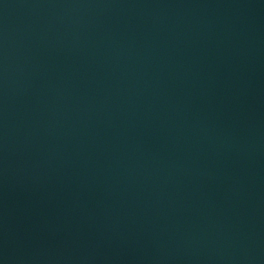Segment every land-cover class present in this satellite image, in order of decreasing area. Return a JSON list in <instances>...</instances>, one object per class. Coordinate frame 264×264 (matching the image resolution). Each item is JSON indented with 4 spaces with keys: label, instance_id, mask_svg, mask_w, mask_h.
Wrapping results in <instances>:
<instances>
[{
    "label": "water",
    "instance_id": "water-1",
    "mask_svg": "<svg viewBox=\"0 0 264 264\" xmlns=\"http://www.w3.org/2000/svg\"><path fill=\"white\" fill-rule=\"evenodd\" d=\"M0 264H264V0H0Z\"/></svg>",
    "mask_w": 264,
    "mask_h": 264
}]
</instances>
